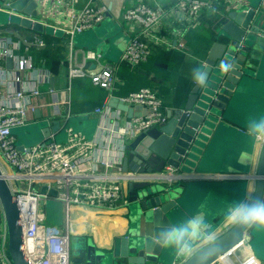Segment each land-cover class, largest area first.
<instances>
[{
	"label": "crops",
	"instance_id": "1",
	"mask_svg": "<svg viewBox=\"0 0 264 264\" xmlns=\"http://www.w3.org/2000/svg\"><path fill=\"white\" fill-rule=\"evenodd\" d=\"M85 1L82 0L79 6ZM177 1L94 0L96 4L109 7L108 16L96 27L104 26L106 29L98 36L93 33L95 28L76 34L71 38L70 44L69 38L60 31L53 34L36 33L21 25H13L11 18L10 23L0 25V48H12L15 44V55L30 58V77L36 81L39 90V95L31 100L33 110L29 113L26 125L13 130L17 146L29 150L50 138L64 145L70 133L78 135L85 142H92L101 137L102 127L105 126L104 118L93 115V112L109 103L107 92L92 85L88 77L70 79L68 76L69 64H81L82 52L85 50H93L102 56L99 62L88 64V69L97 71L104 66L113 68L116 77L114 97L121 98L141 88H149L161 100L165 116L169 110L182 109L195 85L192 82L194 70L203 69L206 55L216 41L220 14L233 8L235 4L230 3L237 2L236 5H239L242 0L214 3L203 10L195 20L173 8ZM138 3L164 8L166 16L161 24L164 43H150L148 61L138 67H132L120 61L129 40L121 15L128 6ZM48 7H39L36 19L52 20ZM36 36L44 39V46L32 44ZM49 39L53 40L54 44L49 50L48 58H45L40 51L45 49V40ZM97 40L101 41L99 45ZM262 40L251 53L254 80L248 84L250 88L242 91L235 102L231 111V122L220 124L212 131L211 137L207 135L203 139L196 149L190 168L183 171L189 178L175 184L182 200L181 209L187 218L185 220L182 217L186 226L197 224L198 213L226 212L227 217L210 234L204 231L208 225H199L200 231L192 240V247L184 250L182 259L175 258L171 264H180L183 259L229 229L234 224L232 217L239 204L237 200H241L239 198L244 193L241 202H247L252 193L253 182L246 178L255 172L263 138L249 135L248 125L250 120L264 117V39ZM8 60H11L10 65L7 64ZM1 64L11 73L17 69L14 59H6ZM140 111L142 112L139 108H134L132 116ZM131 117L126 113L127 120ZM55 122L59 124L57 132H52L48 138H44L40 131L43 128H52ZM126 153L127 149L124 157ZM123 189L130 197L128 187ZM54 205L56 212L53 217L61 220V224L54 225L61 227L62 206L59 203ZM130 210L131 205L112 212L74 208L71 215L72 235L89 239L99 250L110 249L113 240L125 234L129 226ZM213 220L216 222V219ZM249 254L254 255L259 264H264V229L255 227L253 234H247L244 242L234 249L229 257L233 263H237Z\"/></svg>",
	"mask_w": 264,
	"mask_h": 264
},
{
	"label": "built area",
	"instance_id": "2",
	"mask_svg": "<svg viewBox=\"0 0 264 264\" xmlns=\"http://www.w3.org/2000/svg\"><path fill=\"white\" fill-rule=\"evenodd\" d=\"M0 1L9 7L17 0ZM31 1L36 4V11L39 7L49 6L48 13L52 20L39 21L23 12L8 9L9 20L15 16L20 20L39 22L43 27L51 28L53 33L60 31L67 36L69 44L76 34L101 25L109 14L108 6L96 4L94 0H86L81 6L79 3L82 0ZM227 1L229 0H178L173 8L195 20L212 4ZM262 2L264 4V0ZM165 16L164 8L152 7L146 3L128 6L122 12L121 19L125 23L129 40L121 55V62L138 67L148 61V45L164 43L161 24ZM32 44L38 47L45 45L44 39L38 36L34 37ZM16 47L14 44L12 48H0V170L16 201L22 228L23 252L28 262L72 264L70 237L74 208L96 212L116 211L129 206V196L123 189L129 183L158 181L169 186L189 176L169 167L156 174L122 171L124 152L130 142L141 133L158 128L167 121L161 100L149 88H141L118 98L126 106L142 110L129 120L125 118L126 113L112 109L108 104L95 109L93 115L103 117L105 126L102 127L101 137L92 142H85L78 135L70 133L64 145L50 138L29 150L19 151L13 130L26 125L29 113L33 110L31 100L39 95V90L36 81L30 77V58L15 55L13 50ZM82 55L81 64H69V78L88 77L92 85L107 92L109 100L113 98L116 83L113 68L104 66L97 71L90 70L88 64L99 62L101 54L85 50ZM6 59L16 61L17 69L14 73L2 66L1 62ZM42 187H46L47 191L55 190L56 196L42 194ZM47 201L61 204V227L47 222ZM229 255L221 256L211 264H259L252 254L237 263H233ZM0 264H11L1 206Z\"/></svg>",
	"mask_w": 264,
	"mask_h": 264
},
{
	"label": "water",
	"instance_id": "3",
	"mask_svg": "<svg viewBox=\"0 0 264 264\" xmlns=\"http://www.w3.org/2000/svg\"><path fill=\"white\" fill-rule=\"evenodd\" d=\"M13 9L37 18L36 4L31 0H17L9 7L0 1V14ZM10 23V20L9 22ZM20 25L36 33L53 34L49 27L39 22L22 20ZM216 41L203 62L207 84L193 86L182 109L167 111V121L158 128L149 129L130 142L122 160V171L139 174L161 173L166 167L178 173L190 168L197 148L203 139L220 124L231 122V111L240 93L250 88L254 80L252 50L264 39V4L262 0H242V3L220 14ZM99 39V38H97ZM98 45L101 43L97 40ZM96 43V44H97ZM11 64V60L7 61ZM108 106L129 117L133 109L118 98H111ZM59 124L43 128L40 132L48 138L57 132ZM19 151L24 148L18 147ZM249 175V174H246ZM246 180L253 182L247 202L264 200V138L255 172ZM42 194L55 197L56 191L40 189ZM129 226L123 236L113 240L112 247L99 250L89 239L70 238L72 264H166L170 257H180L184 250L174 244L165 245L160 233L171 232L186 226L182 217L181 197L178 188L162 182H135L128 184ZM242 194V191L240 192ZM244 193L237 200L242 201ZM240 201V202H239ZM0 206L4 215L7 253L11 264H30L23 252L22 228L14 196L0 170ZM198 225H209L213 219L214 230L227 217L226 212L198 213ZM189 221V220H188ZM190 224V222H188ZM212 225V226H213ZM255 227H240L235 223L207 245L199 248L180 264H211L221 256L230 254L253 234ZM204 231L212 233L206 226ZM190 247V248H191Z\"/></svg>",
	"mask_w": 264,
	"mask_h": 264
},
{
	"label": "clouds",
	"instance_id": "4",
	"mask_svg": "<svg viewBox=\"0 0 264 264\" xmlns=\"http://www.w3.org/2000/svg\"><path fill=\"white\" fill-rule=\"evenodd\" d=\"M197 87L207 84L206 73L202 68L194 70L192 80ZM249 135L256 138H264V117L252 119L248 125ZM233 222L240 227H256L264 229V200H251V202H240L233 215ZM200 231V226L191 223L189 226L180 227L171 232H161L160 236L165 245L174 244L182 250L189 247Z\"/></svg>",
	"mask_w": 264,
	"mask_h": 264
},
{
	"label": "rangeland",
	"instance_id": "5",
	"mask_svg": "<svg viewBox=\"0 0 264 264\" xmlns=\"http://www.w3.org/2000/svg\"><path fill=\"white\" fill-rule=\"evenodd\" d=\"M8 19H9V14H6V13H2V14H0V25H6V24H8ZM20 19L19 18H17V17H15V16H12V18H11V23L13 24V25H17V26H19L20 25ZM104 29H106L104 26L103 27H98V28H95L94 30H93V33L94 34H96V36H98L100 33H103V30ZM98 48V47H97ZM18 143V142H17ZM54 203L55 202H53V201H47V203H46V208H45V211H46V217H47V222H49V223H53V224H56L57 225V223H60L61 224V220L60 219H55L54 217H53V214H55V212H56V210H54L53 209V206H55L54 205ZM61 215V214H60ZM54 219V220H53ZM53 221H56V222H53ZM215 222H214V220L208 225L209 227H210V229L211 230H214V226L215 225H213ZM213 225V226H212ZM73 226H74V224H73ZM75 228V227H74ZM73 233V232H72ZM71 240L72 239H74V236L72 235L71 237ZM190 247H191V245H190ZM189 247V248H190ZM184 257V253L180 256V257H178V256H175V257H170L169 259H168V261H167V263L166 264H171V262L172 261H174V259L175 258H178V259H182Z\"/></svg>",
	"mask_w": 264,
	"mask_h": 264
},
{
	"label": "trees",
	"instance_id": "6",
	"mask_svg": "<svg viewBox=\"0 0 264 264\" xmlns=\"http://www.w3.org/2000/svg\"><path fill=\"white\" fill-rule=\"evenodd\" d=\"M46 41V47L45 49H43L42 51H40L41 54L44 55L45 58H48V53H49V50L52 48L51 46L54 44V41L49 39V40H45ZM59 60V59H58ZM105 96L103 95L102 98H104Z\"/></svg>",
	"mask_w": 264,
	"mask_h": 264
}]
</instances>
